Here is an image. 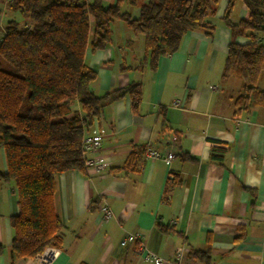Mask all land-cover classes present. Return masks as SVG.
<instances>
[{
	"label": "crops",
	"instance_id": "obj_1",
	"mask_svg": "<svg viewBox=\"0 0 264 264\" xmlns=\"http://www.w3.org/2000/svg\"><path fill=\"white\" fill-rule=\"evenodd\" d=\"M146 1L119 3L137 17ZM216 1L207 17L213 34L189 31L175 53L159 58L155 71L142 65L143 37L123 21L111 23L106 47L86 48L85 62L96 71L92 92L139 82L142 99L137 112L127 96L104 107L99 123L107 136L96 153H87L108 160L104 173L88 167L56 175L62 245L46 264H152L138 256L134 243H120L127 233L140 234L163 264H171L176 250H182L185 264H203L195 251H208L210 264H264V95L247 108L235 105L243 82L222 78L230 30L221 18L229 0ZM247 15L245 4L235 0L231 19ZM18 16L0 0V31ZM256 86L264 91V69ZM211 140L224 150L212 151ZM146 145L174 157L169 163L149 159ZM5 171L0 146V172ZM17 199L14 185L0 178V264H42L37 256L11 253ZM101 200L111 210L108 220H102Z\"/></svg>",
	"mask_w": 264,
	"mask_h": 264
},
{
	"label": "trees",
	"instance_id": "obj_2",
	"mask_svg": "<svg viewBox=\"0 0 264 264\" xmlns=\"http://www.w3.org/2000/svg\"><path fill=\"white\" fill-rule=\"evenodd\" d=\"M241 1L246 18L231 19L235 0L228 1L221 18L230 30L222 78L232 75L243 82V92L235 99L240 109L264 95L256 86L264 69V0ZM216 4L147 0L132 17L119 0H7V8L22 17L21 23L9 20L0 38V146L6 160L0 178L14 185L18 197V211L10 217L12 254L32 258L61 247L62 223L54 208L56 175L84 172L81 140L105 106L127 96L137 112L141 102L139 82L101 95L92 92L96 71L85 62L86 48L110 44L111 23L120 20L143 37L142 65L155 71L159 58L175 53L189 31L213 34L207 17L215 13ZM240 36L248 42H237ZM211 143L212 151L224 150L215 140ZM194 255L210 264L208 251Z\"/></svg>",
	"mask_w": 264,
	"mask_h": 264
},
{
	"label": "built area",
	"instance_id": "obj_3",
	"mask_svg": "<svg viewBox=\"0 0 264 264\" xmlns=\"http://www.w3.org/2000/svg\"><path fill=\"white\" fill-rule=\"evenodd\" d=\"M3 36V31H0V38ZM174 105H178V101L173 102ZM107 136V129L100 125L97 119H94L91 128L81 140V153L83 158L84 168L92 167L96 173H104L108 167L109 162L103 156H87V153H96L102 144V140ZM144 156L149 159H162L166 163H169L174 157L171 151H166L161 154L158 150L152 148L150 145H146L144 148ZM99 211L102 214V220H108L111 216V210L108 204L101 200L99 204ZM120 243L126 245L128 243H134L136 245V251L138 256L143 261L151 262L152 264H163L164 259L152 252L147 245L143 242L142 236L137 233L125 234ZM58 251L55 249L46 250L44 253L38 255V260L42 264H46L53 260L57 256ZM171 264H185L184 254L182 250H176L173 256Z\"/></svg>",
	"mask_w": 264,
	"mask_h": 264
},
{
	"label": "rangeland",
	"instance_id": "obj_4",
	"mask_svg": "<svg viewBox=\"0 0 264 264\" xmlns=\"http://www.w3.org/2000/svg\"><path fill=\"white\" fill-rule=\"evenodd\" d=\"M18 15H19V14H18ZM16 21H18V22L21 23V21H22V17L19 15V16L17 17Z\"/></svg>",
	"mask_w": 264,
	"mask_h": 264
}]
</instances>
